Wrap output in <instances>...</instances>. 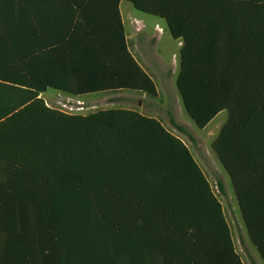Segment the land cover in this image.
I'll return each mask as SVG.
<instances>
[{
	"label": "trees",
	"instance_id": "16d2710c",
	"mask_svg": "<svg viewBox=\"0 0 264 264\" xmlns=\"http://www.w3.org/2000/svg\"><path fill=\"white\" fill-rule=\"evenodd\" d=\"M121 1L184 42L176 86L196 127L228 113L212 150L264 263V3L210 21L181 0H0V264H243L209 181L159 120L69 114L40 97L158 95Z\"/></svg>",
	"mask_w": 264,
	"mask_h": 264
},
{
	"label": "rangeland",
	"instance_id": "374dc122",
	"mask_svg": "<svg viewBox=\"0 0 264 264\" xmlns=\"http://www.w3.org/2000/svg\"><path fill=\"white\" fill-rule=\"evenodd\" d=\"M127 5H122V14L126 15ZM125 32L127 35V40L130 49H133V40H131L132 32H143L145 30H152L154 26H147L141 22L125 21ZM163 29L166 30L164 24ZM157 31H161L156 27ZM145 38H143V41ZM170 41V40H168ZM167 41V42H168ZM157 46V45H156ZM154 42L151 43L147 49L149 52L147 55V63L149 64V73L158 84L160 92L156 97H150L143 99L144 111L145 113L151 114L157 117L158 120L163 124V126L171 132L173 135L182 139V141L188 146L193 157L198 162L199 166L205 173L207 180L209 181L212 191L217 197L222 200L221 194L217 190L216 182L220 180L226 183V189L231 194V199L227 201L230 207H235V212L239 217L238 207L236 204V199L234 193L232 192L229 176L222 168V166L217 161L214 152L211 147V139H207L205 136L210 134L211 129L221 120V115L219 118L215 119L211 124H209L204 129H199L191 121L184 107L182 106V101L180 95L175 87L174 78L172 82L167 84V80L170 76L173 77L174 74H178L180 67V54L176 50V44L173 42L161 43L159 47L154 48ZM170 75V76H169ZM176 77V76H175ZM122 91L116 93H103L96 95H88L83 97H74L65 93H61L55 90L49 91L40 95L47 104L55 109L63 111L65 113L87 115L96 111L112 109L117 107H127L136 108L137 99L136 96H131L130 94L121 93ZM127 91L126 93H128ZM221 112L220 114H222ZM219 114V115H220ZM170 118H172L178 125L183 126L186 131L193 137L194 141L189 140L187 136L178 132L170 123ZM217 168L218 172L213 171V167ZM225 195V194H224ZM232 205V206H231ZM228 206V207H229ZM227 210V206H225ZM227 213V211H226ZM233 241L235 245V251L240 256L243 264H264L261 260L256 249L252 246L249 241L247 231L245 226L239 220V225L232 232Z\"/></svg>",
	"mask_w": 264,
	"mask_h": 264
},
{
	"label": "crops",
	"instance_id": "0c3cea01",
	"mask_svg": "<svg viewBox=\"0 0 264 264\" xmlns=\"http://www.w3.org/2000/svg\"><path fill=\"white\" fill-rule=\"evenodd\" d=\"M262 3H264L263 0H181V12H187L190 17H195V16L199 15V16H204L207 18V16H208V19L210 21L223 20L222 19L223 17H225L227 20H232V19H238V18H241L243 16L249 15V7L250 6L255 7L258 5H262ZM123 4H126L128 6L127 11H126V15L122 14V5ZM118 9H119L121 21L123 24L124 32H125V23H124L125 21H133V22L139 21V22H141L147 26L148 25L154 26V29H152V30L148 29V30H145L143 32H138V33L132 32L131 40H133V49H130V47H129L126 32H125V36H126V42H127V46H128L130 53L133 55V57L135 58V60L139 64V66L153 80V82L156 85L157 91L160 92V90L158 88V84L155 82V80L153 79L151 74L148 72L149 71V64L147 63L146 53L149 51H148L147 47L153 42L155 45L154 48H157V47H159V45H161L162 42L168 43L171 41L174 44H176V50H178V52L180 54V50L182 49L184 42L182 40H174L172 38V36L169 32L167 23L164 19L141 13V12L137 11L132 6V4H130L128 2H123V1L119 2ZM161 24H164L166 26V30L163 29V25H161ZM156 27H158L159 29H162V30L157 31ZM143 38H145L144 39L145 41H143ZM168 40H170V41H168ZM179 71H180V67H179ZM178 74H179V72H178ZM178 74H174L173 77H171L169 75L170 79L167 80V84H170V82H172V78H174L176 89H177L176 82H177ZM168 81H170V82L168 83ZM49 91H52V90H47L45 93H48ZM124 92H125V94H130L131 96H136L135 98H138L137 99L138 101L136 103V106L138 107V109L127 108V107H117V108H112V109L132 110V111H135V112H137L143 116H147V117L157 119V117H155L151 114L145 113V111H144L143 99L148 98L145 94L136 93V92L126 93L127 91H122L121 93H124ZM46 104H47V102H46ZM223 114H224V116L221 117V120L218 123H216L215 126L211 129L210 134L205 136L207 139H211L212 143L216 140V138L220 134L222 127L226 123L227 118H228V113L226 111H224L222 114H220V115L218 114L209 123V124H211L213 121H215V119L219 118V116H221ZM212 143H211V147H212ZM216 159H217V157H216ZM195 161H196V159H195ZM217 161L219 162L218 159H217ZM197 164H198V162H197ZM219 164H220V162H219ZM213 168H214L213 169L214 172H218L217 168L215 166ZM202 172H203V170H202ZM204 175H205V173H204ZM229 180H230V178H229ZM223 184H224V188H225V195H221V197H222V200L225 201V204L218 197L217 198L222 205L224 217H225L226 222H227V224L231 230V235H232L233 229H236L237 226L239 225V220H241L243 225H244V222H243L242 215H241V212H240V209L238 206V202H237L235 192L233 190L231 180H230V184H231L232 192L234 193V196L236 199L239 217L237 216V213L235 212V207H233L232 205H231L232 207H230L227 203V201L230 200L232 197H231V194L228 192V189H226L227 188L226 183L223 182ZM224 205L227 207L229 206L227 208V210L225 209ZM226 211H227V213H226ZM232 239H233V236H232ZM234 247H235V245H234Z\"/></svg>",
	"mask_w": 264,
	"mask_h": 264
},
{
	"label": "built area",
	"instance_id": "2783aa9c",
	"mask_svg": "<svg viewBox=\"0 0 264 264\" xmlns=\"http://www.w3.org/2000/svg\"><path fill=\"white\" fill-rule=\"evenodd\" d=\"M69 114H71V113H69Z\"/></svg>",
	"mask_w": 264,
	"mask_h": 264
},
{
	"label": "water",
	"instance_id": "95a60500",
	"mask_svg": "<svg viewBox=\"0 0 264 264\" xmlns=\"http://www.w3.org/2000/svg\"><path fill=\"white\" fill-rule=\"evenodd\" d=\"M226 172V171H225ZM228 175V174H227Z\"/></svg>",
	"mask_w": 264,
	"mask_h": 264
}]
</instances>
